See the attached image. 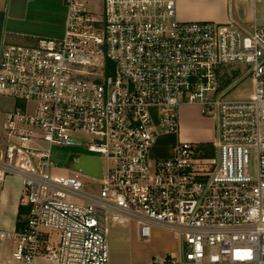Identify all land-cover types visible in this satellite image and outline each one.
I'll return each instance as SVG.
<instances>
[{
    "label": "built area",
    "instance_id": "1",
    "mask_svg": "<svg viewBox=\"0 0 264 264\" xmlns=\"http://www.w3.org/2000/svg\"><path fill=\"white\" fill-rule=\"evenodd\" d=\"M62 1L59 38L0 45V95L15 101L0 181L19 179L25 208L16 229L0 228L14 242L0 264H110L109 228L131 221L139 239L155 225L177 237V253L155 264H264V0L247 24L181 21L174 0H102L97 16ZM231 63L246 65L248 99L224 97ZM187 104L212 120L214 156L178 141L151 158ZM79 134L101 163L100 178L81 172L100 181L96 195L51 161L52 145L79 147Z\"/></svg>",
    "mask_w": 264,
    "mask_h": 264
},
{
    "label": "crops",
    "instance_id": "2",
    "mask_svg": "<svg viewBox=\"0 0 264 264\" xmlns=\"http://www.w3.org/2000/svg\"><path fill=\"white\" fill-rule=\"evenodd\" d=\"M174 3L176 18L181 21L207 20L224 22L228 19H234L242 24H247L254 16H257V4L253 0H174ZM38 9V3L34 0H4L0 6V45L4 41L29 43L33 42L35 38L42 37L8 28L3 30L5 22L24 20L29 15V12H32L33 16L37 18L40 15ZM45 11H47L46 8ZM193 109L195 110L194 116L191 113ZM178 122V131L156 137L150 152H153L159 138L167 136H171V142L169 143H172V145L170 148L166 153L163 152L162 155L153 152V155L151 154L150 156L151 158L170 156L174 144L178 141L211 142L213 138V122L211 119L200 115L197 106L182 105L178 110ZM19 197L20 181L17 177L8 176L0 181L1 229L12 231L17 228L18 222L23 218L25 208L20 206ZM155 227L160 226L155 225ZM161 228L159 245L152 249L146 247L143 241L138 240L137 226L133 221L122 226H111L109 235L118 244L119 249H122V244L124 245L127 241H129L131 246L134 245L132 249L131 247L129 249V264H155L153 263L155 257H164L167 254H174L178 251V239L175 234L167 228ZM151 235H153V231L152 234L150 233V237Z\"/></svg>",
    "mask_w": 264,
    "mask_h": 264
},
{
    "label": "rangeland",
    "instance_id": "3",
    "mask_svg": "<svg viewBox=\"0 0 264 264\" xmlns=\"http://www.w3.org/2000/svg\"><path fill=\"white\" fill-rule=\"evenodd\" d=\"M38 3V13L40 15L36 17L33 16L32 12H29V15L24 20H13L10 22L4 23V28L18 30L21 33H27L34 36L50 37V38H59L63 32L64 20L67 12V5L62 0H34ZM78 3H81L88 11L92 12L97 16L101 12V2L102 0H76ZM4 0H0V6L3 4ZM45 8L47 11H45ZM257 16L260 18L262 16L261 4L256 5ZM224 70L227 71L230 82L226 85H223L225 89V98L229 100H245L248 99L251 94V79L245 74L246 65L243 63H231L224 66ZM231 85V86H230ZM194 105V104H187ZM15 106V101L9 96L0 95V143L4 141V136L2 133V124L4 122V112L12 109ZM197 106V105H195ZM181 107V106H180ZM180 109V108H179ZM198 109V107H197ZM193 116L195 115V110L191 111ZM76 141H80L81 144L79 147H62L52 145L50 147V156L51 161L55 164L56 171L76 176V178L81 181L83 186V191L89 194H98L100 189V181L98 179H93L90 176H86L81 172L76 173L77 171H72L69 168V161L73 158L75 154L82 155H93L86 149V145L83 142L89 141L90 137L86 135L79 134L75 137ZM171 136L164 138H159L156 146L153 149V152L156 154L162 155L166 153L170 148L172 143L170 141ZM198 143L199 149L203 155L214 156V150L210 146V143L194 141ZM46 143L41 142V146L46 148ZM213 153H208L210 150ZM153 152H150L153 155ZM251 172L255 173V155L254 152H251ZM76 200V199H75ZM79 201V200H76ZM128 224V223H127ZM118 226V225H115ZM151 227L150 233L151 237L147 239H139L143 241L144 245L149 248H153L156 245H159L158 241L161 237L162 228L161 227ZM111 228V227H110ZM109 228V229H110ZM153 229V230H152ZM110 232V231H109ZM109 232L107 234V243L109 251V260L110 264H129V249L131 246L129 241L122 244L123 248L119 249L118 244L110 237ZM156 232V233H154ZM157 247V246H156ZM14 250V242L11 239L6 241H0V260L2 257L10 258L11 253ZM176 254V253H174ZM166 256V255H165ZM35 264H52L45 261L42 258H37Z\"/></svg>",
    "mask_w": 264,
    "mask_h": 264
},
{
    "label": "water",
    "instance_id": "4",
    "mask_svg": "<svg viewBox=\"0 0 264 264\" xmlns=\"http://www.w3.org/2000/svg\"><path fill=\"white\" fill-rule=\"evenodd\" d=\"M68 166L73 171H79L96 178L101 177V163L96 157L90 155L73 156Z\"/></svg>",
    "mask_w": 264,
    "mask_h": 264
},
{
    "label": "trees",
    "instance_id": "5",
    "mask_svg": "<svg viewBox=\"0 0 264 264\" xmlns=\"http://www.w3.org/2000/svg\"><path fill=\"white\" fill-rule=\"evenodd\" d=\"M207 144H208V143H207ZM209 147H211V144H210ZM207 152H208V153H213V152L211 151V148H210V150H208Z\"/></svg>",
    "mask_w": 264,
    "mask_h": 264
}]
</instances>
